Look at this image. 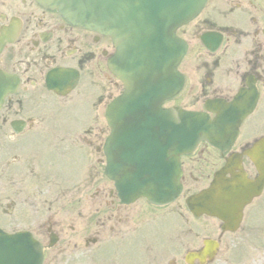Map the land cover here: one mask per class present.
<instances>
[{
    "label": "flooded vegetation",
    "instance_id": "af4514ba",
    "mask_svg": "<svg viewBox=\"0 0 264 264\" xmlns=\"http://www.w3.org/2000/svg\"><path fill=\"white\" fill-rule=\"evenodd\" d=\"M206 6L180 32L187 50L179 65L184 87L176 102L198 111L206 101L229 103L240 95L253 107L229 149L220 151L201 143L195 153L181 158L184 195L195 186L207 187L231 157L239 160V171L254 180L255 166L246 153L264 138V1L208 0ZM205 32L209 33L207 48L200 41ZM211 38L219 40L213 44ZM0 45V75L5 77L0 78V91L5 92L0 102L1 230L13 233V219L28 207L34 192L44 204L45 189L60 191L53 177L61 172V160L77 155L83 160L82 174L88 177L82 189L96 188L98 199L87 200L84 224L73 230L80 232L68 243L58 239L64 228L54 218L61 219L53 216V223L51 217L45 219L46 230L56 231V245L59 241L57 249L46 252L45 264L80 263L81 244L86 264H96L93 249L104 243L108 254L117 256L135 248L145 257L141 264H184V254L202 250L203 238L224 245L230 235L220 232L216 221L193 218L183 200L154 207L109 199L113 195L101 175L102 143L108 135L104 110L122 85L106 67L113 52L107 38L70 25L32 0H0ZM54 70L71 74L72 89L64 97L47 89L48 73ZM69 100L81 107L65 120L70 111L64 104ZM228 178L226 174L224 179ZM82 214L79 211L78 217Z\"/></svg>",
    "mask_w": 264,
    "mask_h": 264
},
{
    "label": "water",
    "instance_id": "95a60500",
    "mask_svg": "<svg viewBox=\"0 0 264 264\" xmlns=\"http://www.w3.org/2000/svg\"><path fill=\"white\" fill-rule=\"evenodd\" d=\"M204 0H37L48 8H55L58 12L74 23L94 27L104 31L112 37L119 56L124 60L123 70L132 75L138 74L140 81L135 90L127 89L123 98L113 101L108 107L107 119L111 128V138L108 144L111 154L108 156V175L115 181L118 191L124 189L126 201L142 196L152 203H165L174 199L178 194L177 153L175 151L171 162H166L154 171V167L140 165L142 161H150L149 147L156 134L152 133L153 127L162 131L163 136L169 127L172 131L173 145L183 143V151L190 152L200 139L212 137L214 126L207 123L203 115L175 112L159 114L151 107L155 98H163L160 94V85L155 88L150 85L153 82V72L163 52H157L160 45V36L171 37L172 31L192 17L202 6ZM159 29L164 31L158 34ZM153 33L157 36L152 38ZM169 40V39H167ZM181 50L172 53L173 60L178 58ZM158 67V66H157ZM119 76V72H116ZM146 81V83H145ZM145 83V85H143ZM160 101L157 102L159 104ZM125 104L124 107L120 105ZM156 104V105H157ZM159 112V111H158ZM163 117L167 122L161 125H151L154 115ZM139 115L145 117L147 124L139 121ZM127 121V122H126ZM120 122H125L121 124ZM164 132V133H163ZM139 133L141 136L138 137ZM159 136L156 139H159ZM183 137V139H182ZM182 139V141H180ZM148 145L147 151L139 148V145ZM213 144V142H212ZM162 145H164L162 143ZM122 147L124 163L130 165L129 169L121 167L116 155V150ZM147 161V162H148ZM134 164V165H133ZM131 167L133 168L131 170ZM166 172H163V171ZM249 193L245 190L233 191L228 194L227 200L233 199L242 202L248 199ZM214 191L211 190L190 201L202 202L212 200ZM214 215L224 220L231 214L228 206L211 207ZM36 250V249H34ZM28 254H23V264H37L34 251L29 247ZM0 253V264H8L3 261ZM10 259L11 254L6 253ZM5 257L6 259H8ZM14 264V262H13Z\"/></svg>",
    "mask_w": 264,
    "mask_h": 264
},
{
    "label": "rangeland",
    "instance_id": "374dc122",
    "mask_svg": "<svg viewBox=\"0 0 264 264\" xmlns=\"http://www.w3.org/2000/svg\"><path fill=\"white\" fill-rule=\"evenodd\" d=\"M73 109L76 113L79 110V105L75 104ZM65 177H71L68 171L65 172ZM61 205H68V203L65 202L58 206L61 207ZM242 230L234 237L233 241L236 247L233 251L226 255L221 254L213 264H264V209L252 219L250 217ZM72 235L74 236V234ZM130 248L132 251L126 250L122 255L124 262L131 261V258H137V250Z\"/></svg>",
    "mask_w": 264,
    "mask_h": 264
}]
</instances>
